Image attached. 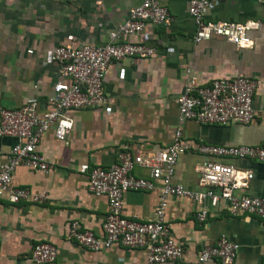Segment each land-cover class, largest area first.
Masks as SVG:
<instances>
[{
  "label": "crops",
  "instance_id": "0c3cea01",
  "mask_svg": "<svg viewBox=\"0 0 264 264\" xmlns=\"http://www.w3.org/2000/svg\"><path fill=\"white\" fill-rule=\"evenodd\" d=\"M143 0H0V110L16 109L38 101L40 112L49 109V97L61 79L60 65L47 61L49 51L67 44H105L110 33L124 23L130 9ZM168 7L170 22L152 27L159 52L150 58H126L111 64L105 78L107 105L75 110L70 135L60 140L54 127L47 131L39 151L53 163L49 171L22 164L14 185L46 192L44 202L0 198V264H37L36 244L57 246L58 257L46 264H146L147 250L122 245L92 251L69 237V225L79 220L84 228L103 236L109 211L108 198L89 189L81 165L110 167L122 149L169 146L178 128L194 145H264V3L258 0H213L207 18L236 22L255 21L248 34L254 45L240 48L225 39L195 42L196 25L190 14L192 0H160ZM124 41H144L129 35ZM202 85L223 77L245 75L258 80L254 96L255 119L249 124H203L182 119L178 98L189 75ZM14 139L0 137V169ZM207 159L192 150L181 155L174 181L195 190H206L195 168ZM216 162L252 170L254 178L238 194L264 197V162L252 159L214 158ZM138 176L150 177L137 167ZM218 192V189H215ZM158 190H131L125 195L124 213L130 218L155 219ZM166 220L171 235L183 245L181 258L166 264H220L199 262L201 250L225 234L240 244L236 264H264V218L229 210L222 199L198 203L187 197H170ZM210 212L206 223L196 213Z\"/></svg>",
  "mask_w": 264,
  "mask_h": 264
},
{
  "label": "built area",
  "instance_id": "2783aa9c",
  "mask_svg": "<svg viewBox=\"0 0 264 264\" xmlns=\"http://www.w3.org/2000/svg\"><path fill=\"white\" fill-rule=\"evenodd\" d=\"M264 3V0H258ZM213 0H192L190 14L196 25L195 42L225 39L240 48L254 45L248 32L257 27L255 21L236 22L207 18ZM168 7L160 0H143L130 9L129 16L110 33L105 44H62L51 51L47 61L60 65L61 79L54 84L49 97V109L40 112L38 101H31L20 108L0 110V137L12 138L7 161L0 169V198L12 202L30 200L44 202L46 192L32 191L14 185V173L22 165L49 171L54 165L39 151L44 134L54 127L58 139L65 140L73 130L75 110L103 107L108 103L105 78L112 63L126 58L147 59L159 49L149 43L153 39L151 28L170 22ZM129 35H143L144 41H124ZM258 80L245 75L223 77L210 85H202L197 76L190 74L184 92L178 98L182 119H193L203 124H249L255 119L254 96ZM196 151L207 159L194 170L206 190H195L174 181L176 166L184 153ZM214 158L252 159L264 162V145H194L178 128L173 142L161 149H149L142 144L137 151L128 148L119 151V161L110 167L81 165L80 171L88 174L89 189L95 195H105L109 211L105 219L104 235L98 236L84 228L79 220L69 225V237L79 245L100 251L114 245L147 250L146 264H166L181 258L183 245L171 235L166 220L170 197H187L195 202L210 200L213 206L224 199L233 215L241 213L264 218V197L238 194L254 178L252 170L232 164L216 162ZM137 167L149 169L151 176H138ZM218 189V192L215 190ZM131 190L160 193L156 217L142 221L125 215V195ZM210 212L202 208L196 213L200 223H206ZM240 244L227 235H221L214 244L205 246L199 262L218 261L236 264ZM58 248L50 242L34 246L32 259L37 264L54 262Z\"/></svg>",
  "mask_w": 264,
  "mask_h": 264
}]
</instances>
